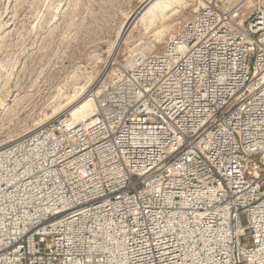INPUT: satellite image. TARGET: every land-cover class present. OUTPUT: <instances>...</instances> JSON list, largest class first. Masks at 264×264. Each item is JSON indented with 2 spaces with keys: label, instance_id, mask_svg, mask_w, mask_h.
Here are the masks:
<instances>
[{
  "label": "built area",
  "instance_id": "obj_1",
  "mask_svg": "<svg viewBox=\"0 0 264 264\" xmlns=\"http://www.w3.org/2000/svg\"><path fill=\"white\" fill-rule=\"evenodd\" d=\"M201 1L91 121L0 146V264H264V0Z\"/></svg>",
  "mask_w": 264,
  "mask_h": 264
},
{
  "label": "rangeland",
  "instance_id": "obj_2",
  "mask_svg": "<svg viewBox=\"0 0 264 264\" xmlns=\"http://www.w3.org/2000/svg\"><path fill=\"white\" fill-rule=\"evenodd\" d=\"M151 1L0 0V146L46 122L72 119V106L130 66L133 55L160 51L201 0H187L153 30L141 16ZM161 27L165 35L156 39ZM72 94L78 101L55 113Z\"/></svg>",
  "mask_w": 264,
  "mask_h": 264
},
{
  "label": "bare ground",
  "instance_id": "obj_3",
  "mask_svg": "<svg viewBox=\"0 0 264 264\" xmlns=\"http://www.w3.org/2000/svg\"><path fill=\"white\" fill-rule=\"evenodd\" d=\"M186 2H187V0H152L149 3V5L143 10V12L141 14V16H143V18L146 17V19L144 20V21H146V24H147V25H145V28L146 29H152L153 27L156 26L157 23L162 22L168 16L175 14L177 12V9L179 7L184 6L186 4ZM199 2H200V6H201L202 1H199ZM163 23H161V24H163ZM155 30H156L155 31L156 39H161L165 35V28L164 27H161V29L155 28ZM178 31L175 32L174 34H172L171 36H169L165 42L169 41L171 38L176 36ZM129 63L130 62H128L127 65H125V66H129ZM98 93H99V91L94 92V94H92V95L85 96L81 100V102L79 101V103L77 105H75V106L73 105L74 107L72 106V109L69 108V109H71L70 114L72 115V121H74L77 124H80L82 122H84V123L89 122L93 119L95 106L97 105L94 97H95V95L97 96ZM77 98H78L77 94H72V96H70L68 98L69 101L64 105L58 104V106L54 109V112L56 113L65 105L74 102ZM81 98H82V96H81ZM76 101H78V100H76ZM66 108L68 109V107H66ZM52 114H54V113H52ZM45 116H47V115H45ZM49 116H51V115H49ZM45 119H47V118H45ZM42 122L39 121V122H37V123L35 122V123L38 127V125L42 124ZM249 171L251 173L255 174L258 172V167L256 165H251L249 168Z\"/></svg>",
  "mask_w": 264,
  "mask_h": 264
}]
</instances>
